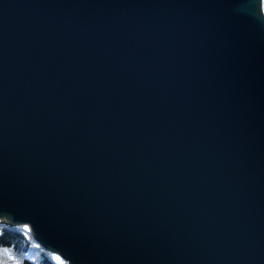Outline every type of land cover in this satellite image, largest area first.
Returning <instances> with one entry per match:
<instances>
[{
  "label": "water",
  "instance_id": "obj_1",
  "mask_svg": "<svg viewBox=\"0 0 264 264\" xmlns=\"http://www.w3.org/2000/svg\"><path fill=\"white\" fill-rule=\"evenodd\" d=\"M0 223L68 264H264L261 0H0Z\"/></svg>",
  "mask_w": 264,
  "mask_h": 264
},
{
  "label": "trees",
  "instance_id": "obj_2",
  "mask_svg": "<svg viewBox=\"0 0 264 264\" xmlns=\"http://www.w3.org/2000/svg\"><path fill=\"white\" fill-rule=\"evenodd\" d=\"M264 15V0L261 1ZM48 251L24 225L0 223V264H68Z\"/></svg>",
  "mask_w": 264,
  "mask_h": 264
},
{
  "label": "bare ground",
  "instance_id": "obj_3",
  "mask_svg": "<svg viewBox=\"0 0 264 264\" xmlns=\"http://www.w3.org/2000/svg\"><path fill=\"white\" fill-rule=\"evenodd\" d=\"M63 261V260H62Z\"/></svg>",
  "mask_w": 264,
  "mask_h": 264
},
{
  "label": "built area",
  "instance_id": "obj_4",
  "mask_svg": "<svg viewBox=\"0 0 264 264\" xmlns=\"http://www.w3.org/2000/svg\"><path fill=\"white\" fill-rule=\"evenodd\" d=\"M262 1V0H261Z\"/></svg>",
  "mask_w": 264,
  "mask_h": 264
}]
</instances>
